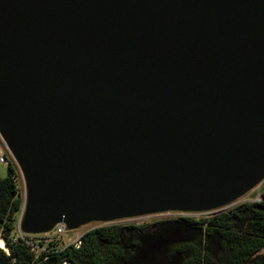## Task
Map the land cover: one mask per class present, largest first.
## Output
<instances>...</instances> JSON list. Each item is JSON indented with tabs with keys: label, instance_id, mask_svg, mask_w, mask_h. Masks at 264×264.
I'll use <instances>...</instances> for the list:
<instances>
[{
	"label": "water",
	"instance_id": "obj_1",
	"mask_svg": "<svg viewBox=\"0 0 264 264\" xmlns=\"http://www.w3.org/2000/svg\"><path fill=\"white\" fill-rule=\"evenodd\" d=\"M0 137L25 234L233 206L264 182V0H0Z\"/></svg>",
	"mask_w": 264,
	"mask_h": 264
},
{
	"label": "trees",
	"instance_id": "obj_2",
	"mask_svg": "<svg viewBox=\"0 0 264 264\" xmlns=\"http://www.w3.org/2000/svg\"><path fill=\"white\" fill-rule=\"evenodd\" d=\"M18 170L0 178V264H264V189L261 199L201 219L183 217L142 225H103L82 245L49 248L39 257L15 240L23 200Z\"/></svg>",
	"mask_w": 264,
	"mask_h": 264
},
{
	"label": "rangeland",
	"instance_id": "obj_3",
	"mask_svg": "<svg viewBox=\"0 0 264 264\" xmlns=\"http://www.w3.org/2000/svg\"><path fill=\"white\" fill-rule=\"evenodd\" d=\"M0 148L4 149L1 142H0ZM10 160L13 161V163L15 164V166L17 167V170H18L17 186L19 189V195H20L21 199L23 200L21 210L15 216L16 227H17L16 233H17L19 230V221L22 218V213H23V208H24V199H25L26 187H25V181L23 179V176H22L16 162L14 161V159L12 158L11 155H10ZM8 173H9V166L0 163V178H6L8 176ZM263 189H264V182L262 184H260L258 187H256L253 191L249 192L244 197H242L236 204H234L233 206H230L228 208H225L221 211H215V212L204 213V214H181V213L170 212V213H163V214H157V215H150V216L138 217V218H133V219L121 220V221L115 222L114 224L142 225V224H150V223H155V222L164 221V220H176V219H180L183 217H192L194 219H201L204 217H209V216H212L215 214L226 212V211H228L234 207H237L240 204L246 203V202L258 201L261 199V191ZM103 225H111V224L92 223L90 225H87L85 227L80 228L78 231H76L74 233L68 234L67 237H64L63 243L69 244V241H70L69 239H73L77 235H83L85 232L92 230L94 228H97L99 226H103Z\"/></svg>",
	"mask_w": 264,
	"mask_h": 264
},
{
	"label": "built area",
	"instance_id": "obj_4",
	"mask_svg": "<svg viewBox=\"0 0 264 264\" xmlns=\"http://www.w3.org/2000/svg\"><path fill=\"white\" fill-rule=\"evenodd\" d=\"M0 142L2 143L4 149L0 148V163L8 165L10 163V153L0 137ZM79 230V229H78ZM78 230H68L64 224H58L52 231L39 234V235H29L21 232H18L15 235V240L21 239L24 244L39 257L44 252H49V248L55 247L57 249H64L70 245L79 248L82 245V236L77 235L73 239H69V244L63 243L64 237H67L68 234L74 233ZM68 264V263H65Z\"/></svg>",
	"mask_w": 264,
	"mask_h": 264
},
{
	"label": "bare ground",
	"instance_id": "obj_5",
	"mask_svg": "<svg viewBox=\"0 0 264 264\" xmlns=\"http://www.w3.org/2000/svg\"><path fill=\"white\" fill-rule=\"evenodd\" d=\"M0 247L3 248L5 251L8 252L7 248L4 246V242L2 239H0Z\"/></svg>",
	"mask_w": 264,
	"mask_h": 264
},
{
	"label": "clouds",
	"instance_id": "obj_6",
	"mask_svg": "<svg viewBox=\"0 0 264 264\" xmlns=\"http://www.w3.org/2000/svg\"><path fill=\"white\" fill-rule=\"evenodd\" d=\"M4 242V241H3ZM4 246H5V243H4Z\"/></svg>",
	"mask_w": 264,
	"mask_h": 264
}]
</instances>
